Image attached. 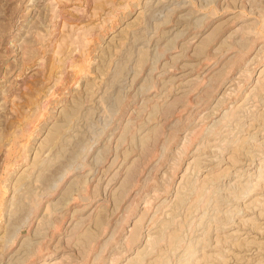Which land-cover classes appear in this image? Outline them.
Returning <instances> with one entry per match:
<instances>
[{
	"label": "rangeland",
	"instance_id": "374dc122",
	"mask_svg": "<svg viewBox=\"0 0 264 264\" xmlns=\"http://www.w3.org/2000/svg\"><path fill=\"white\" fill-rule=\"evenodd\" d=\"M263 18L0 0V264H264Z\"/></svg>",
	"mask_w": 264,
	"mask_h": 264
},
{
	"label": "bare ground",
	"instance_id": "6f19581e",
	"mask_svg": "<svg viewBox=\"0 0 264 264\" xmlns=\"http://www.w3.org/2000/svg\"><path fill=\"white\" fill-rule=\"evenodd\" d=\"M246 2V1H245ZM180 7V6H179ZM262 8V7H261ZM250 9V8H249ZM261 12V11H260ZM259 12V13H260ZM173 13V12H172ZM171 14V13H170ZM176 15V14H175ZM169 16V15H168ZM167 17V16H166ZM171 18H172V16H171ZM178 19V18H177ZM264 19V18H263ZM173 20V19H172ZM182 20V19H181ZM164 21V20H163ZM175 21V20H174ZM182 22V21H181ZM175 23V22H174ZM249 31V30H248ZM247 32V31H246ZM251 32V31H250ZM181 33H182V31H181ZM179 34V33H178ZM197 34V33H196ZM240 39H242V38H240ZM190 41V40H189ZM224 41H226V40H224ZM223 41V42H224ZM232 43V42H231ZM233 44V43H232ZM252 44H253V42H252ZM257 44V43H256ZM247 49V48H246ZM248 50V49H247ZM227 51V50H226ZM242 52V51H241ZM222 53V52H221ZM238 55V54H237ZM222 56V55H221ZM225 56H226V54H225ZM244 56V55H243ZM206 59V58H205ZM204 59V60H205ZM207 60H210L209 58L207 59ZM199 62V61H198ZM210 62V61H209ZM246 62V61H245ZM264 63V62H263ZM203 64V63H202ZM243 64V63H242ZM211 66V65H210ZM214 66H216V65H214ZM221 67V66H220ZM214 68V67H213ZM264 68V67H263ZM199 69V68H198ZM235 69V68H234ZM262 69V68H261ZM229 70V69H228ZM164 71V70H163ZM261 71H263V70H261ZM203 73V72H202ZM250 73V72H249ZM259 73V72H258ZM160 74V73H159ZM229 74V73H228ZM211 76V75H210ZM259 78V77H258ZM197 79H199V78H197ZM201 79V78H200ZM207 79H208V77H207ZM211 79V78H210ZM190 80V79H189ZM192 80V79H191ZM202 82L204 81V79L203 80H201ZM206 81V80H205ZM261 81V80H260ZM185 82V81H184ZM187 82V81H186ZM199 83H201V82H199ZM196 84V83H195ZM195 84H193V85H195ZM190 88V87H189ZM192 90V89H191ZM189 91V90H188ZM190 92V91H189ZM187 95H188V93H187ZM190 96V95H189ZM179 97V96H178ZM185 97V96H184ZM181 98V97H180ZM190 98V97H189ZM196 103V102H195ZM142 104V103H141ZM149 105V104H148ZM134 106V105H133ZM136 106V105H135ZM140 106V105H139ZM138 106V107H139ZM148 107V106H147ZM153 107V106H152ZM138 112H140V111H138ZM193 112V111H192ZM132 113V112H131ZM211 113V112H210ZM139 114V113H138ZM187 114H188V112H187ZM131 115V114H130ZM134 115V114H133ZM137 115V114H136ZM189 116V115H188ZM211 116V115H210ZM186 117V116H185ZM146 121V120H145ZM126 122H128V121H126ZM131 122V121H130ZM177 122V121H176ZM132 123V122H131ZM206 123V122H205ZM128 124V123H127ZM126 123H125V125H127ZM216 124V123H215ZM220 124V123H219ZM174 125V124H173ZM130 126V125H129ZM158 126V125H157ZM213 126V125H212ZM125 127H127V126H125ZM131 127V126H130ZM156 127V126H155ZM200 127H201V125H200ZM212 128V127H211ZM125 129V128H124ZM123 130V129H122ZM156 130V129H155ZM207 130V129H206ZM213 130V129H212ZM189 133V132H188ZM204 135V134H203ZM208 136V135H207ZM111 138V137H110ZM121 139V138H120ZM118 142V141H117ZM196 160V159H195ZM194 160V161H195ZM112 161V160H111ZM194 163V162H193ZM188 164V163H187ZM190 165V164H189ZM196 165V164H195ZM15 168V167H14ZM186 171V170H185ZM182 175V174H181ZM181 178V177H180ZM99 179V178H98ZM148 202V201H147ZM162 202V201H161ZM163 203V202H162ZM160 206V205H159ZM162 206V205H161ZM147 208V207H146ZM151 208V207H150ZM160 208V207H159ZM145 212V211H144ZM148 212V211H147ZM62 215V214H61ZM152 216V215H151ZM154 216V215H153ZM152 219V218H151ZM61 221H63V220H61ZM59 223V222H58ZM57 224V223H56ZM58 225V224H57ZM71 226V225H70ZM36 235V234H35ZM54 235V234H53ZM36 238V237H35ZM20 247V246H19ZM47 249H48V247H47ZM22 250V249H21ZM11 253V252H10ZM13 253V252H12ZM31 254V253H30ZM50 254V253H49ZM47 255V253L45 254V256ZM1 257V256H0ZM33 257V256H32ZM42 257V256H41ZM31 258V257H30ZM45 258V257H44ZM43 258V259H44ZM19 259V258H18ZM21 259V258H20ZM43 259L42 260H40L39 262H38V264H44L45 262L43 261ZM15 260V259H14ZM39 260V259H38Z\"/></svg>",
	"mask_w": 264,
	"mask_h": 264
}]
</instances>
